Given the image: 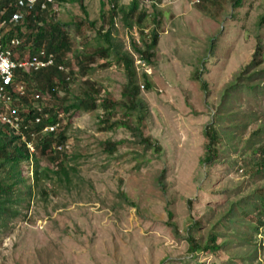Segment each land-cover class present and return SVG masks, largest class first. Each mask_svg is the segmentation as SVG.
Returning a JSON list of instances; mask_svg holds the SVG:
<instances>
[{
    "label": "rangeland",
    "instance_id": "374dc122",
    "mask_svg": "<svg viewBox=\"0 0 264 264\" xmlns=\"http://www.w3.org/2000/svg\"><path fill=\"white\" fill-rule=\"evenodd\" d=\"M198 1L141 4L147 14L160 13L158 44L150 65L143 60V66L137 65L141 59L133 55L141 113L126 105L117 108L110 121L115 125L108 131L99 121L102 113L98 108L63 113L61 101L49 98L43 103L58 112L57 130L65 132L62 153L70 183L59 184L52 173L50 178L38 180L31 196L18 205L16 217L8 221L6 229H0V264H264V225L255 233L252 216L244 217L251 227L245 228L243 239V227L217 223L232 204L249 202V209L256 205L253 194L264 187V179L248 169L250 149L243 150L239 142L236 152H220L218 161L210 166L201 163L202 132L219 92L249 65L258 44L262 46L260 66L264 67V25L257 26L264 0H240L237 7L232 0ZM129 2L117 0V6L126 8ZM82 3L88 19L105 29L103 19L111 0ZM55 17L73 22L84 14L73 3L58 6ZM150 20L145 19L144 32L152 28ZM115 28L113 36L123 49L131 51V39L139 44L135 26L127 28L117 21ZM69 35L75 49L96 46L94 30L82 26L78 33L70 29ZM97 62L88 77L100 87L98 99L109 94L120 101L127 82L122 65L111 62L100 68ZM143 71L148 90L143 88ZM196 71L200 82L193 77ZM28 85L40 93L38 82L30 80ZM82 88L81 78L75 75L68 83V94L59 91L58 98L64 96L69 102L71 96L82 94ZM259 88L263 98H250L247 105L245 94L239 93V112L245 110L253 119L243 137L264 119V82ZM142 114V136L151 138L157 151L145 148L129 130L115 123L125 119L134 127ZM106 141L117 144L111 155L105 151ZM38 166L55 170L44 158ZM19 171L27 181L32 176L29 162H20ZM161 173L162 187L156 181ZM168 211L175 227L168 222ZM259 218L264 221L263 215ZM193 219L199 221L198 227ZM211 229L224 234L227 245L213 253L189 252L187 234L205 241ZM234 230L241 234L238 239Z\"/></svg>",
    "mask_w": 264,
    "mask_h": 264
},
{
    "label": "trees",
    "instance_id": "16d2710c",
    "mask_svg": "<svg viewBox=\"0 0 264 264\" xmlns=\"http://www.w3.org/2000/svg\"><path fill=\"white\" fill-rule=\"evenodd\" d=\"M145 1L157 2V0H130L126 8L117 6V0H111L112 4L108 15L103 19V22L107 25L105 29L101 25L96 27V21H90L88 14L83 6V0H53V5L56 7L65 4H77L82 13L83 19L78 21L63 22L56 19L55 11L52 8V4H47L45 9H40L38 4L33 10L28 11L25 14L24 21L21 24L14 25L10 30V37H19L24 40L19 51H26L32 56L38 52V50H45L54 56V65L46 69H41L36 72H32L28 75H24L23 79L26 85L30 80L39 83V92L45 93L49 98L61 101L63 113L85 111L91 112L95 109H100V123L105 126V130H111L115 125L110 122L113 119L117 108L123 109V105H126V109H139L141 113V107L143 104L137 101L136 96L138 93V86L135 77L134 59L133 55L143 60L146 64L150 65V61L153 57L154 50L158 44L157 28L160 25V19L158 15L160 13L153 12L149 15L145 12L141 4ZM232 5L237 7L240 4V0H232ZM199 3V1H198ZM102 6H100V13H102ZM154 6V5H152ZM0 7H3L0 3ZM142 7V8H141ZM14 9H11L6 18L9 17ZM103 18V14H101ZM146 18H151L150 23L152 28L144 32V21ZM119 21L124 27L131 28L135 26L137 28L140 41L136 44L135 40H130L131 51L123 49L122 42H119L115 36L116 22ZM264 25V11L258 19L257 26ZM86 27L89 30H94L95 47L90 50H81L80 48H74L73 38L69 35V30L74 29L76 33L79 32L81 27ZM213 44L210 42V46ZM261 45H257L252 59L247 67L234 74L230 81L221 89L218 96L217 104L211 113L210 119L203 129L204 138V157L201 159V163L205 166H210L218 161L220 152L232 151L236 152L237 143L242 142V149H250L252 159L249 163L248 169L254 175H260L264 179V119L255 130L248 133L247 137H243L246 134L250 123L253 121L250 117L252 114H247V111L242 110L239 112V100L241 96L239 93L245 94V104H248L249 99L263 98V91L259 88L261 82H264V67H261L263 61L261 55ZM83 49V47H82ZM98 60L97 67L107 68L111 66V62L116 65L121 64L123 71L127 77L126 86L122 93V99L115 101L109 94H105L104 97L98 99V95L101 93L100 87L96 83L90 80L89 73L93 70L92 65ZM111 60V61H110ZM61 64L67 68V72L58 71L56 65ZM143 79V88L149 89V82L147 80V74L141 73ZM78 76L82 80V94L80 96H71L69 102H65L66 98H58V92L63 91L68 94V83L73 76ZM195 80L200 82L199 73L194 72ZM202 88L206 89L204 83ZM29 86V85H28ZM20 109L28 108L25 112H21V116L26 124L28 120H33L35 111L30 109L27 104L26 98H20ZM99 100V102H97ZM59 109V108H58ZM43 112L48 114L47 119H42L37 125H33L30 130L36 132V137L32 140L25 131L21 129L15 131L14 129L0 124V229H6L8 221L16 217L18 213V205L25 203V200L31 196L32 188L36 187L38 180L50 178V173L56 176L57 181L61 185H67L70 183L69 173L66 169L65 159L62 151L56 149L57 146H64L66 141L65 132L62 130L54 132H42L46 125L55 124L58 122V112L53 107L44 106ZM122 112H125L122 111ZM127 116L126 113H124ZM143 118V114L137 117V126L132 127L127 123L125 119L118 120L119 126L129 130L133 137L138 138V142L142 143L145 148H151L155 151L159 149L151 138L142 136L140 130V124ZM250 119V120H249ZM108 123V124H107ZM107 124V125H106ZM25 136V140L21 137ZM26 142L33 143L34 150L31 152ZM105 151L108 154H113L115 146L117 144L106 141L104 142ZM111 157V156H110ZM46 159L50 164L55 165V170H49L43 168L40 170L38 163L40 159ZM29 162L31 164V178L29 179L31 184H28L27 178L21 175L19 171L20 162ZM247 166V164H245ZM33 181V183H32ZM160 187L163 186V174L161 173L156 179ZM254 199L256 205L253 209H249V202H245L243 205L232 204L229 209L226 210L225 218L220 221L218 218L217 223L225 222V224H233L235 227H243L242 231L243 239H245V228L250 229V225L247 226L244 217L250 215L253 219L252 229L257 233L260 226L264 225V221L259 217L264 216V187L259 191L254 192ZM121 197H124L121 194ZM246 201H248L246 199ZM188 205L189 201L187 202ZM168 222L171 219V212H167ZM212 215V214H211ZM170 223V222H169ZM171 224V223H170ZM169 224V225H170ZM193 225L199 226V221L193 219ZM175 227L174 224H171ZM217 229H211L208 232V236L205 241L202 238L193 239L188 235L185 237L187 240L188 250L191 253L195 252H217L221 248L227 245V240L223 239L222 233L216 232ZM235 231V230H234ZM236 232V231H235ZM176 233V230H174ZM236 232L235 238L238 239ZM240 237V236H239ZM223 239V241H222ZM219 242L217 243V241Z\"/></svg>",
    "mask_w": 264,
    "mask_h": 264
},
{
    "label": "built area",
    "instance_id": "2783aa9c",
    "mask_svg": "<svg viewBox=\"0 0 264 264\" xmlns=\"http://www.w3.org/2000/svg\"><path fill=\"white\" fill-rule=\"evenodd\" d=\"M3 7H0V124L6 125L15 131L22 129L34 140L36 132L30 130L33 125H37L42 119H47L48 114L43 112V103L49 100L44 98L34 89L25 84L23 76L32 72L46 69L54 65V56L45 50H38L34 55H30L27 50L19 51L24 40L19 37H10V30L14 25L21 24L24 21L25 14L33 10L38 4L40 9H45L47 4H52L53 0H0ZM198 3V0H196ZM56 11L57 7L52 4ZM14 9L12 14L6 18V14ZM137 65L143 66L142 60ZM58 71L67 72L64 65H56ZM145 72V71H143ZM20 98H26L30 109L35 111L33 120H28L23 124L21 112L29 110L28 108L20 109ZM59 123L46 125L42 132H54L58 129ZM25 140V136L21 137ZM27 148L32 152L33 143L26 142ZM65 146H57L56 149L63 151Z\"/></svg>",
    "mask_w": 264,
    "mask_h": 264
}]
</instances>
